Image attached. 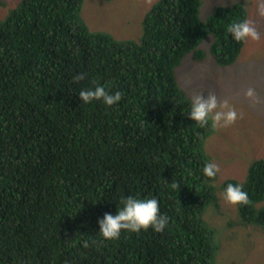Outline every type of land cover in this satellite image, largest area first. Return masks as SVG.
Returning <instances> with one entry per match:
<instances>
[{"label": "trees", "instance_id": "16d2710c", "mask_svg": "<svg viewBox=\"0 0 264 264\" xmlns=\"http://www.w3.org/2000/svg\"><path fill=\"white\" fill-rule=\"evenodd\" d=\"M115 1V0H108ZM161 0L140 40L94 33L84 0H22L0 20V264H217L206 212L212 120L176 71L200 45L232 65L242 3ZM6 7L0 0V9ZM223 189L264 228V159Z\"/></svg>", "mask_w": 264, "mask_h": 264}, {"label": "rangeland", "instance_id": "374dc122", "mask_svg": "<svg viewBox=\"0 0 264 264\" xmlns=\"http://www.w3.org/2000/svg\"><path fill=\"white\" fill-rule=\"evenodd\" d=\"M22 0H3L0 20ZM161 0H84L81 20L94 33L120 40H140L142 26ZM242 3L248 13L247 42L232 65L217 63L211 52L214 37L200 45L206 58L186 55L176 79L187 99L210 116L212 126L203 147L217 173L218 207L206 212L215 231L217 264H264V228L243 222L238 199L227 195L225 181L247 180L253 162L264 159V0H202L201 20L218 6ZM263 208L264 202L257 205Z\"/></svg>", "mask_w": 264, "mask_h": 264}, {"label": "clouds", "instance_id": "9594fccd", "mask_svg": "<svg viewBox=\"0 0 264 264\" xmlns=\"http://www.w3.org/2000/svg\"><path fill=\"white\" fill-rule=\"evenodd\" d=\"M233 5H235V4H232V5H230V6H225V7H231V6H233ZM247 20H248V14H247V16H246V25H245V27H244V29H243V31H242V33L241 34H243L245 37H244V39H243V42H247ZM241 55V53L239 54V56ZM239 56H238V58H239ZM205 58H206V55H205ZM214 58V57H213ZM238 58H237V60H238ZM214 60H215V58H214ZM236 60V61H237ZM235 61V62H236Z\"/></svg>", "mask_w": 264, "mask_h": 264}]
</instances>
